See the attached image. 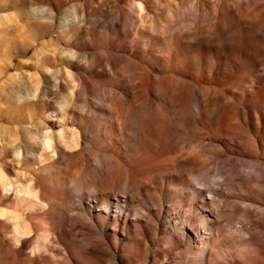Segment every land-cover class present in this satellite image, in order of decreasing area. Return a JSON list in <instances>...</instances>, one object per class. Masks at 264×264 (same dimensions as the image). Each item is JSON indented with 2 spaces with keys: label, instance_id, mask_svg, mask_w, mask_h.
Returning <instances> with one entry per match:
<instances>
[{
  "label": "rangeland",
  "instance_id": "rangeland-1",
  "mask_svg": "<svg viewBox=\"0 0 264 264\" xmlns=\"http://www.w3.org/2000/svg\"><path fill=\"white\" fill-rule=\"evenodd\" d=\"M0 264H264V0H0Z\"/></svg>",
  "mask_w": 264,
  "mask_h": 264
}]
</instances>
